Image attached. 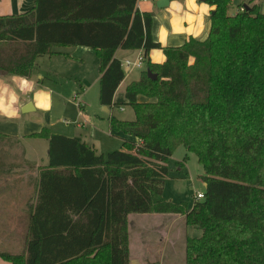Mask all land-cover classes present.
<instances>
[{
    "label": "trees",
    "instance_id": "16d2710c",
    "mask_svg": "<svg viewBox=\"0 0 264 264\" xmlns=\"http://www.w3.org/2000/svg\"><path fill=\"white\" fill-rule=\"evenodd\" d=\"M205 1L215 6L208 38L178 48L154 40L153 14L138 0H35L29 12L0 17V79L31 78L38 59L59 48H90L100 62L101 106L135 113L134 121L110 117V129L127 138L108 155L49 128L32 135L48 141L49 163L25 252L0 258L130 264L129 216L175 214L202 231L186 238L185 264H264V11L260 0ZM232 3L244 11L231 15ZM156 49L166 62L146 61L126 102L115 103L126 77L117 51L142 50L147 59ZM181 146L204 170L205 196L192 208L164 197L168 162Z\"/></svg>",
    "mask_w": 264,
    "mask_h": 264
},
{
    "label": "crops",
    "instance_id": "0c3cea01",
    "mask_svg": "<svg viewBox=\"0 0 264 264\" xmlns=\"http://www.w3.org/2000/svg\"><path fill=\"white\" fill-rule=\"evenodd\" d=\"M159 1L150 0L141 3L138 4V8L141 12L153 14V38L163 48L182 47L191 38L201 41L208 38L211 29V16L215 12V6H211L205 0H169V5L160 9L157 6ZM239 1L244 5L252 0ZM260 3L264 10V0H260ZM234 5L231 6L233 11L238 6L237 4ZM34 7L35 0H0V17L20 15L31 11ZM59 52L61 56H67V54ZM78 54H81V52H78ZM141 55H144L142 50H118L116 58L124 63L127 60L134 61ZM46 57L48 56L38 59L31 78L7 76L0 79V216L29 217L38 197L41 170L47 167L49 163L48 141L32 137V135L38 134L48 127L42 124L40 120L37 121L31 117L37 114L50 117L56 102L55 96L57 95L60 98V91L51 86V82L50 85L47 84L40 72V62ZM166 60L167 57L164 51L160 49L152 50L146 59V61L153 64H164ZM137 70H141L140 77L137 78L138 80L130 82L127 76L125 77L115 95V103L123 104L126 102L125 91L131 83L142 78L143 72L147 70L146 62L143 68ZM124 71L126 72L125 69ZM100 78L99 73V80ZM138 100L139 102H147L140 97ZM122 107L127 106L116 107L113 110L104 107V110L113 116V111ZM59 113H61V110L57 108L56 114ZM66 137L72 138L75 136ZM79 138L86 142L82 137ZM126 138L124 136L120 139L123 141ZM91 147L95 149L94 146ZM133 215H149L156 218L154 223L152 222L150 225L142 223L137 226L134 246L130 230V218ZM133 215L129 216L128 226L130 264H171L172 262L166 259L164 252L161 253V260L158 259V254L153 249L154 241L151 238H155L154 235L168 238V233L175 226H181L178 233L182 235L183 230L185 231L184 228H187L185 218L175 214ZM161 218L164 221L172 219L170 221L172 224L166 228H158L161 225H158L156 220H161ZM1 222L3 220L0 217ZM186 238L184 240V236H181L184 242ZM5 262L0 258V264H10Z\"/></svg>",
    "mask_w": 264,
    "mask_h": 264
},
{
    "label": "rangeland",
    "instance_id": "374dc122",
    "mask_svg": "<svg viewBox=\"0 0 264 264\" xmlns=\"http://www.w3.org/2000/svg\"><path fill=\"white\" fill-rule=\"evenodd\" d=\"M232 6L235 5L232 3ZM241 7L240 5L235 7L234 11L230 8L229 13L236 15L237 10ZM57 51H61L67 56L58 54L44 58L40 62V72L47 84L51 82V86L60 91V98L55 96L57 103L55 102L50 117L42 114L31 117L37 121L40 120L53 133L82 137L90 146L95 147L98 154L108 155L122 149L123 141L120 138L124 135L110 130L109 117L111 113H107L100 104L99 57L97 53L85 47L59 48ZM189 63H194V59L191 58ZM140 73L141 70L126 71L128 81L138 80ZM140 98L143 101H148L143 96ZM57 108L61 110V113L56 114ZM112 115L122 121L135 119L134 110L128 106L115 109ZM44 143L48 145L46 142ZM168 169L169 174L165 179L164 186L165 199L175 204L186 203L189 208H192L196 196L199 193L204 194L206 190L203 180L204 170L198 163L196 155L181 146L169 159ZM0 217L3 220L0 223V253H24L29 226L28 217L10 215ZM155 219L154 216L149 215L131 216L130 230L133 246L137 236V226L142 223L150 225L152 222L154 223ZM156 221L158 225H161L158 228H166L172 224L170 221H164L163 218ZM180 229L181 226H175L168 233V238H163L161 235V237L154 235L155 238H151L154 241V252L158 254L159 260H161V253L164 252L166 259L172 262L171 264H185V242L181 236H184V240L186 237L199 238L202 236V231L194 227H187L184 228L185 231L183 230L181 235L178 233Z\"/></svg>",
    "mask_w": 264,
    "mask_h": 264
},
{
    "label": "built area",
    "instance_id": "2783aa9c",
    "mask_svg": "<svg viewBox=\"0 0 264 264\" xmlns=\"http://www.w3.org/2000/svg\"><path fill=\"white\" fill-rule=\"evenodd\" d=\"M148 1L150 0H138V4L145 3ZM243 11H244V8L241 7L240 9L237 10L236 14L242 13ZM145 62H146V57L144 55H141L134 61H128V60L125 61L124 63H122V67L126 71L137 70V69L143 68V66L145 65ZM204 196L205 194L199 193L196 196V200H202L204 199Z\"/></svg>",
    "mask_w": 264,
    "mask_h": 264
},
{
    "label": "water",
    "instance_id": "95a60500",
    "mask_svg": "<svg viewBox=\"0 0 264 264\" xmlns=\"http://www.w3.org/2000/svg\"><path fill=\"white\" fill-rule=\"evenodd\" d=\"M167 5H169V0H160L157 4L158 8L160 9L167 7ZM148 77L153 80L157 78V76L155 74H152L149 70H148Z\"/></svg>",
    "mask_w": 264,
    "mask_h": 264
}]
</instances>
